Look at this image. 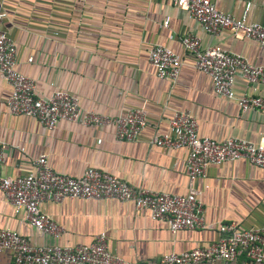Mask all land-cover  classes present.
Here are the masks:
<instances>
[{
    "label": "crops",
    "instance_id": "obj_1",
    "mask_svg": "<svg viewBox=\"0 0 264 264\" xmlns=\"http://www.w3.org/2000/svg\"><path fill=\"white\" fill-rule=\"evenodd\" d=\"M222 12L238 16L249 2L247 19L264 25V0H212ZM5 17L0 29L15 44L16 69L34 81L40 96L62 89L76 97L81 110L108 121L96 127L59 120L49 131L30 116L10 114L4 104L9 85L0 77V141L4 143L0 174L23 175L44 153L55 171L79 175L86 167L109 172L136 188L184 194L187 150L159 147L154 133L167 132L165 120L187 110L197 122V134L221 140L239 137L264 144V113L241 111L214 95L207 75L190 66L179 37L192 33L202 46L216 44L264 66V48L227 30L204 32L186 11L167 0H0ZM169 17L166 27L161 22ZM162 44L182 57L172 82L155 76L147 51ZM30 58V60H27ZM236 94L249 92L239 73ZM251 93L264 96V80ZM141 108L147 124L130 141L117 140L110 119L130 108ZM202 202L204 228L170 232L151 220L144 208L129 200L62 199L43 201L40 209L59 227L58 233L37 232L14 214L0 192V227L17 230L34 244L89 243L103 231L110 252L137 264H153L167 252L204 245L218 236L220 222L236 221L240 228L264 226V168L245 159L208 164L205 177L193 183ZM0 264H12L0 253ZM215 264H253L244 257Z\"/></svg>",
    "mask_w": 264,
    "mask_h": 264
},
{
    "label": "built area",
    "instance_id": "obj_2",
    "mask_svg": "<svg viewBox=\"0 0 264 264\" xmlns=\"http://www.w3.org/2000/svg\"><path fill=\"white\" fill-rule=\"evenodd\" d=\"M171 5L187 12L199 27L209 34L227 30L232 35L241 34L264 48V25L247 19L249 2L241 13L233 16L217 9L212 0H167ZM5 12L0 8V26ZM169 17L161 22L166 27ZM182 53L190 58V66L208 76L214 95L233 101L241 111L264 113V96L251 91L264 80V66L249 63L242 55L228 51L216 44L202 46L200 38L192 33L179 37ZM15 44L0 29V77L9 85L4 100L10 114L35 118L43 128L52 131L59 120L78 122L96 127L108 121L91 110H81L75 96L62 89H54L46 96L35 92L34 81L16 69ZM147 62L155 76L174 82L183 65L182 57L172 49L152 44L147 51ZM30 60V58H27ZM239 73L249 92L236 94L234 76ZM117 140L130 141L147 124L141 108H130L110 119ZM167 132L154 133L150 142L159 147L177 149L184 147V171L187 191L170 194L136 188L117 176L96 167H86L79 175L70 176L53 170L41 153L31 160L30 169L23 175L0 174V192L14 214L37 232L56 235L57 224L40 209L43 201L62 199L129 200L135 209L144 208L151 220L163 222L174 233L178 230L204 228L202 202L199 190L193 185L205 177L208 164L219 165L225 161L245 159L264 168V144H254L239 137L215 140L197 134V122L187 110H177L165 120ZM4 143L0 141V162ZM218 236L207 244L179 252L162 254L153 264H215L233 262L244 257L253 264H264V226L240 228L236 221L220 222ZM0 253H9L12 264H137L109 251L106 235L98 232L89 243L59 245L56 243L34 245L17 230L0 227Z\"/></svg>",
    "mask_w": 264,
    "mask_h": 264
}]
</instances>
